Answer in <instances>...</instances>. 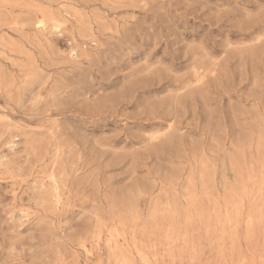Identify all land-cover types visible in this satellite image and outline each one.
<instances>
[{
  "label": "rangeland",
  "instance_id": "rangeland-1",
  "mask_svg": "<svg viewBox=\"0 0 264 264\" xmlns=\"http://www.w3.org/2000/svg\"><path fill=\"white\" fill-rule=\"evenodd\" d=\"M0 264H264V0H0Z\"/></svg>",
  "mask_w": 264,
  "mask_h": 264
},
{
  "label": "bare ground",
  "instance_id": "bare-ground-1",
  "mask_svg": "<svg viewBox=\"0 0 264 264\" xmlns=\"http://www.w3.org/2000/svg\"><path fill=\"white\" fill-rule=\"evenodd\" d=\"M37 24L40 25L42 28L43 27H46L48 24H51L53 27L55 28H59L60 27V22L54 20V19H50V18H47V17H42L40 18L38 21H37ZM36 24V25H37ZM49 27V26H48ZM256 38V37H255ZM260 40V39H259ZM88 49V48H87ZM241 50V49H240ZM129 54V53H127ZM75 55V54H74ZM253 63V62H252ZM255 85V84H254ZM163 136V135H162ZM37 149V148H36ZM45 151V150H44ZM56 191V190H55ZM60 196V195H59ZM55 197V196H54ZM104 222V221H103ZM109 228V227H108ZM109 230V229H108ZM102 232V231H101ZM110 232V231H109ZM110 241L114 242V241H117L121 235L118 233V232H110ZM81 236V235H80ZM88 237V236H87ZM109 238V237H108ZM90 239V238H89ZM91 240V239H90ZM79 243H80V240H79ZM80 246V244H79ZM81 246H83V244H81ZM116 257V256H115ZM112 263V262H111Z\"/></svg>",
  "mask_w": 264,
  "mask_h": 264
}]
</instances>
